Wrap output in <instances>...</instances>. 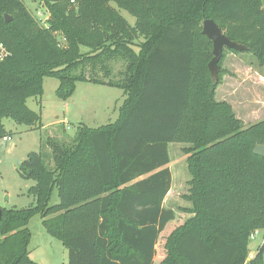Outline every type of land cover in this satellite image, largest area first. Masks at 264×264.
I'll return each instance as SVG.
<instances>
[{"label": "trees", "instance_id": "1", "mask_svg": "<svg viewBox=\"0 0 264 264\" xmlns=\"http://www.w3.org/2000/svg\"><path fill=\"white\" fill-rule=\"evenodd\" d=\"M43 1L45 25L23 0H0L7 53L0 55V139L11 138L6 119L41 127L27 103L43 96L46 78L59 80L64 102L78 83L118 88L126 99L116 123H82L69 143L48 139L54 168L42 152L22 162L18 173L36 182L38 205L2 208L0 264H36L28 228L35 215L63 242L68 264H264V244L249 259L250 237L264 230V157L253 152L264 145V121L245 129L232 106L217 100L230 72L223 56L213 82V44L202 34V23L214 20L264 68V0ZM117 61L124 70L115 81ZM174 143L190 145L184 199L192 207L184 212L193 217L162 236L176 218L164 208ZM54 189L60 203L50 207Z\"/></svg>", "mask_w": 264, "mask_h": 264}, {"label": "rangeland", "instance_id": "2", "mask_svg": "<svg viewBox=\"0 0 264 264\" xmlns=\"http://www.w3.org/2000/svg\"><path fill=\"white\" fill-rule=\"evenodd\" d=\"M23 1L27 9L45 25L50 17L45 2ZM112 6L117 8L115 4ZM119 11L130 25H135L136 19L131 14L125 10ZM58 39L62 45L65 44L62 36ZM224 57L222 66L230 75L224 77L223 84L218 88V101H226L232 106L245 129L264 121V68L259 66L250 53L235 54L226 50ZM113 68L114 80L117 81L124 70V63L114 62ZM99 76L102 74L99 73ZM58 87L59 80L46 78L43 96L28 100V107L41 116V127L30 128L8 119L3 121L11 137L10 140L0 139V207L3 209L21 211L36 208L38 205L36 196L31 193L36 182L25 179L18 173L20 165L30 153L42 152L44 163L54 168L52 150L46 144L48 139L69 143L74 140L82 123L92 129L116 123L126 99L124 92L118 88L78 83L73 97L64 102L56 96ZM65 119L68 122L66 125L56 124ZM189 147L188 144L178 143L170 144L169 147L172 160L170 169L174 179L172 192L165 200L164 208L172 210L176 218L162 236L172 231L173 224L177 228L193 217L184 212L192 207V203L184 199L189 195V182L192 179L187 164L188 156L183 152ZM59 203L58 190L54 189L49 206ZM51 218L53 217L47 219ZM44 220L41 215H35L28 225L32 233L30 259L36 264H68L69 251L59 238L48 233L43 225ZM254 234L255 237H250L249 240V251L255 257L264 244V230H257ZM164 239L165 237L161 241ZM161 249L160 244L159 250Z\"/></svg>", "mask_w": 264, "mask_h": 264}, {"label": "water", "instance_id": "3", "mask_svg": "<svg viewBox=\"0 0 264 264\" xmlns=\"http://www.w3.org/2000/svg\"><path fill=\"white\" fill-rule=\"evenodd\" d=\"M50 3H58L60 0H47ZM6 22H10V17L6 16ZM202 34L206 36L213 44V59L208 64V69L211 78L214 83L219 82L222 68L220 62L223 59L225 50H230L238 53H244L249 51V48L243 44L232 41L229 37L223 33L222 29L217 23L212 20H205L202 23ZM254 154L260 157H264V145H258L254 149ZM2 208L0 207V221L2 220Z\"/></svg>", "mask_w": 264, "mask_h": 264}, {"label": "crops", "instance_id": "4", "mask_svg": "<svg viewBox=\"0 0 264 264\" xmlns=\"http://www.w3.org/2000/svg\"><path fill=\"white\" fill-rule=\"evenodd\" d=\"M47 9V8H46ZM230 75V74H229ZM89 84H91V83H89ZM218 91H219V89H217V96H216V98H217V100H218V96H219V93H218ZM219 101H221V100H219ZM226 102V101H225ZM68 122H67V120L65 119V120H63V121H59V122H57L56 124H60V125H66ZM84 124V123H83ZM169 147H170V145H169ZM171 158V157H170ZM172 161V160H171ZM170 168H171V163H170ZM173 175V174H172ZM173 179H174V175H173ZM172 186H173V184H172ZM172 192V190L170 191V193ZM170 193H169V195H170ZM168 195V196H169ZM167 199V198H166ZM254 256L253 255H250V258L252 259ZM249 258V259H250Z\"/></svg>", "mask_w": 264, "mask_h": 264}, {"label": "built area", "instance_id": "5", "mask_svg": "<svg viewBox=\"0 0 264 264\" xmlns=\"http://www.w3.org/2000/svg\"><path fill=\"white\" fill-rule=\"evenodd\" d=\"M72 3H74V1H72ZM0 55H1V57L7 56V53H6L5 49L2 47V45H0ZM8 140H10V138H8ZM254 235L255 234H253L251 236V238H254L255 237Z\"/></svg>", "mask_w": 264, "mask_h": 264}]
</instances>
